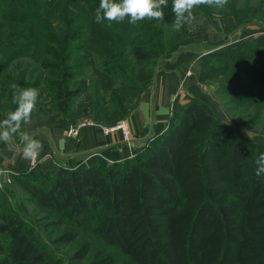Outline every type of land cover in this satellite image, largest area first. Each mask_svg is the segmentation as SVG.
I'll list each match as a JSON object with an SVG mask.
<instances>
[{"label": "trees", "instance_id": "obj_1", "mask_svg": "<svg viewBox=\"0 0 264 264\" xmlns=\"http://www.w3.org/2000/svg\"><path fill=\"white\" fill-rule=\"evenodd\" d=\"M33 1L5 0L2 6L22 8ZM79 1L87 5L95 22L100 0ZM171 5L168 0L163 10L161 21L167 25L175 19ZM107 23L98 25L111 36L132 40L131 54L138 61L164 54L163 33L154 21L132 25L125 20L111 27ZM79 34L80 29H71L58 41L69 46ZM255 46L203 54L184 85L222 78L224 93L264 106V48ZM96 52L104 65L118 68L124 87L137 83L125 60ZM45 53L54 58L55 71L68 74L67 57L61 51L49 48ZM77 92L65 83L57 84L56 97L66 99L63 112ZM127 115L115 117L112 123ZM261 153L264 142L241 136L224 125L206 101L191 97L169 126L134 157L107 166L62 165L48 182H25L17 175L15 181L41 207L89 228L119 249L128 257L125 264H264V174L256 175ZM0 208V264H53L25 232L12 207ZM75 238L69 232L61 240ZM89 249L85 243L77 255L83 257ZM112 262L107 256L94 264Z\"/></svg>", "mask_w": 264, "mask_h": 264}, {"label": "rangeland", "instance_id": "obj_2", "mask_svg": "<svg viewBox=\"0 0 264 264\" xmlns=\"http://www.w3.org/2000/svg\"><path fill=\"white\" fill-rule=\"evenodd\" d=\"M4 2L5 0H0V120L16 108L14 96L18 90L33 87L39 90L36 108L30 123L22 126V130L28 131L32 136L59 127L71 132L74 126L82 122H86V125L100 124L107 133L106 128L125 121L129 125L128 134L122 128L107 134L120 132L122 142L131 147L140 146L139 142L146 139L145 145H141L143 150L154 137H148V141L147 136L136 140L128 118L141 104L143 96L152 88L158 75L176 71L186 96L177 92L170 101L166 114L167 127L172 117L184 108V97L188 100L190 95L193 97L198 94L214 109L224 125L243 137L264 142V106L244 103L231 92L224 93L220 89L224 84L222 78L184 85L185 78L192 72L194 63L200 57L195 55L183 62L180 59L175 61L186 47L179 42L187 34L186 26L176 31L173 25L164 24L161 20H145L154 21L153 25L162 30L165 52L151 61L141 62L131 54L132 40L111 36V32L93 21L87 5L79 0H34L22 8L9 3L2 6ZM193 11L196 17L232 16L240 26L262 25L264 22V0H228L224 7L202 5ZM71 29H80V37L71 40L69 46L59 42ZM240 36L241 34L235 35L237 44L229 50L237 48L242 51L246 44L256 45L251 36ZM192 46L196 50L208 49L200 44L193 43ZM49 48L59 50L67 57L68 74L55 71L51 62L54 58L45 53ZM171 48L173 49L170 50ZM96 50L125 60L129 64V70L137 77V83L124 87L118 68L110 69L104 65L98 59L99 53ZM111 63H115L114 60ZM70 73L72 77H69ZM56 83H65L70 90L79 91L78 96L66 103L67 112H63L61 108L66 99L56 97ZM13 84L17 85L16 89H13ZM193 86L196 87L192 88ZM125 114H128L125 118L112 123L115 117H123ZM13 139L18 140L19 135ZM92 155L95 158L92 165L98 163L107 166L121 161L106 157L101 151H95ZM54 161L58 167L63 165L53 159L52 162L48 161V166L55 167L52 164ZM64 166L77 168L72 163ZM57 169L36 166L33 169L19 170L17 177L25 182L43 183L42 181L48 182L49 175ZM1 191L4 196L0 198V207L3 204L12 207L13 213L22 220L25 232L46 251L53 264H94L96 260L107 256L112 257L111 264H125L128 261V257L119 249L106 243L89 228L79 227L56 211L41 207L15 179ZM69 232L75 233L76 238L62 241V235ZM85 243L90 245L89 252L80 257L77 253Z\"/></svg>", "mask_w": 264, "mask_h": 264}, {"label": "crops", "instance_id": "obj_3", "mask_svg": "<svg viewBox=\"0 0 264 264\" xmlns=\"http://www.w3.org/2000/svg\"><path fill=\"white\" fill-rule=\"evenodd\" d=\"M239 24L234 17L227 15L218 18L197 17V23L192 30H189V26L185 25L187 34L179 42L186 47L180 52L178 59L174 60L178 62L180 59L183 62L189 56L192 58V56H201L211 51H228L237 44L235 42V35L237 34L251 36V40L258 47L264 48V22L262 25L240 26ZM193 43L208 49H192ZM181 86L182 81L176 71L163 72L157 76L152 88H149L143 96L141 104L128 118L136 140L142 136H147L148 141V137H154L167 128L166 114L170 101L177 92H182L183 94H181L186 96V92L181 89ZM194 96L203 98L198 94ZM189 97L188 100L187 97H184V99L186 98L185 104L189 101ZM33 137L41 142V149L38 154L42 161L52 162L55 159L63 165L72 163L73 166L80 168L92 165L95 161L92 154L95 151H101L103 155L106 154V157L122 160L138 154L146 141L145 139L144 142H139L140 146L131 147V145L122 142L120 132L107 134L100 124L86 125L80 129L78 135L72 134L69 129L59 127L35 134ZM49 155L50 157H48ZM0 162L4 168L14 170L29 168L30 159L23 156V145L20 139H12L7 142L0 141Z\"/></svg>", "mask_w": 264, "mask_h": 264}, {"label": "clouds", "instance_id": "obj_4", "mask_svg": "<svg viewBox=\"0 0 264 264\" xmlns=\"http://www.w3.org/2000/svg\"><path fill=\"white\" fill-rule=\"evenodd\" d=\"M228 0H172L171 9L175 19L173 28L180 31L185 25L192 30L197 23L194 9L202 5L224 7ZM168 7V0H100L95 12V23L108 27L112 23H122L125 20L129 24L136 25L145 20H163L164 9ZM202 23V20L200 21ZM13 89L17 85H12ZM39 90L33 87L20 88L14 96L16 108L0 120V141H10L16 135L23 145V156L31 159L41 149V142L35 139L28 131L22 130L23 125L31 121V116L36 108ZM258 168L256 175L264 174V153H261L256 161ZM75 170V169H73ZM0 171V175H6Z\"/></svg>", "mask_w": 264, "mask_h": 264}, {"label": "built area", "instance_id": "obj_5", "mask_svg": "<svg viewBox=\"0 0 264 264\" xmlns=\"http://www.w3.org/2000/svg\"><path fill=\"white\" fill-rule=\"evenodd\" d=\"M85 125H86V122L79 123L78 125L74 126L71 129V133L74 134V135H78L79 132H80V129L82 127H84ZM120 128H122L125 131V134L129 133V130H128L129 129V125H128V123L126 124L125 121L119 122L117 124V126L106 128V132L108 133V132H110L112 130H118ZM48 157H50V155ZM48 164H50V163L46 162L45 160L42 161L41 157H39V154H37V155H35L34 157H32L30 159L29 168L33 169L36 166L40 167V168H42V167H47V168L48 167H53V166H48ZM52 164L55 166L54 168L58 167L56 165L55 161ZM0 171H3V172L7 173L6 175H0V189H4V188L8 187L9 184L14 182L15 176L18 174L19 170L4 168V166L0 162Z\"/></svg>", "mask_w": 264, "mask_h": 264}]
</instances>
